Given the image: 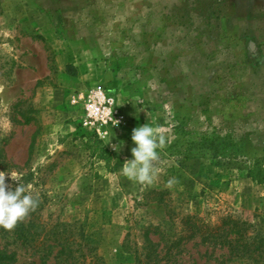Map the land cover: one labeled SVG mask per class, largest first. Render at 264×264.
<instances>
[{"label": "rangeland", "instance_id": "rangeland-1", "mask_svg": "<svg viewBox=\"0 0 264 264\" xmlns=\"http://www.w3.org/2000/svg\"><path fill=\"white\" fill-rule=\"evenodd\" d=\"M59 58L65 77L114 93L120 112L147 113L165 140L151 184L108 173L89 148L68 101L83 91H61ZM255 158L264 168V0H0V162L9 188L18 172L39 196L16 224L27 241L0 227L15 264H55L64 242L133 264L147 238L156 264H264ZM229 219L250 225L241 256L219 245Z\"/></svg>", "mask_w": 264, "mask_h": 264}, {"label": "trees", "instance_id": "trees-1", "mask_svg": "<svg viewBox=\"0 0 264 264\" xmlns=\"http://www.w3.org/2000/svg\"><path fill=\"white\" fill-rule=\"evenodd\" d=\"M91 134V133H90ZM93 137L91 142L92 151L97 153V158L99 161L104 163V167L108 173L116 174L122 171L124 160L117 157L110 150L105 148L101 141H98L96 137L91 134ZM200 142V141H199ZM207 140H201L200 143L195 144L196 147H199L201 151H205L204 148ZM31 146H29L28 152V160L31 155ZM245 145L242 143L240 146L235 149L236 152L240 153L243 151V147ZM0 170L1 171H9L10 167L7 164H3L0 162ZM248 178L254 184H262L264 183V168L262 167V160L260 158L253 159V165L248 170ZM226 224L230 227L226 232V235L221 243L222 248L229 249L230 246H234L238 248V252H240V256L246 251H249L248 241L247 239V231L250 225L244 224L243 222L226 220ZM247 226V227H246ZM13 233L18 240H22L23 242L27 241L28 237H32L28 230V228H24L23 225L15 226L13 228ZM224 233V232H223ZM146 246L143 249L144 252L136 255L134 258L133 264H156V245H154L148 238L146 239ZM58 251L54 257L55 264H106L101 256H99L95 250L89 244L84 243V251L79 252V255L76 256V251L70 250L68 244L65 242L62 244H58ZM252 253V252H251ZM17 261V254L14 251L8 250L6 247L0 246V264H15Z\"/></svg>", "mask_w": 264, "mask_h": 264}, {"label": "clouds", "instance_id": "clouds-1", "mask_svg": "<svg viewBox=\"0 0 264 264\" xmlns=\"http://www.w3.org/2000/svg\"><path fill=\"white\" fill-rule=\"evenodd\" d=\"M131 140L135 146L130 150L131 159H126L123 163L122 171L129 179L151 184L153 163L159 158L157 149L163 147L165 140L162 136L158 137L153 127L147 124L135 127L131 133ZM111 147L117 151L119 144H112ZM7 174L17 183L14 189L9 188L5 183V172H0V227L11 230L35 210L39 196L26 191L20 173Z\"/></svg>", "mask_w": 264, "mask_h": 264}, {"label": "built area", "instance_id": "built-area-1", "mask_svg": "<svg viewBox=\"0 0 264 264\" xmlns=\"http://www.w3.org/2000/svg\"><path fill=\"white\" fill-rule=\"evenodd\" d=\"M68 101L79 108L80 127L99 139L106 136L108 128L121 124L117 99L110 91L92 88L87 92L72 94Z\"/></svg>", "mask_w": 264, "mask_h": 264}, {"label": "crops", "instance_id": "crops-1", "mask_svg": "<svg viewBox=\"0 0 264 264\" xmlns=\"http://www.w3.org/2000/svg\"><path fill=\"white\" fill-rule=\"evenodd\" d=\"M59 61L60 62H58V68L60 69V77L62 78V80H64L66 77H69V80H67V82H68V84L70 83L67 86L61 87V91H65V89H73L75 87L76 88L73 89L74 91L80 90V91L84 92V91H87L88 89H90V88H84L85 85L82 84L83 78L79 79V78L74 77V75L65 77L63 75V72L65 71L66 65L68 63L63 62L64 60H62L61 58H59ZM68 62H70V61H68ZM79 81H80V83H79ZM146 114H147L146 112H143L140 108L134 107V105L127 106L124 104L122 106L121 114H120L121 115V124L117 127L108 128L106 130L107 136H105V139L109 143L107 145V147H109L111 150H113L111 145L112 144H119V149L117 151L128 150L129 148H132V145H134L132 140H131L132 130L135 127H138V126L143 125V124H147L150 126V124L147 123ZM122 146H124V147H122Z\"/></svg>", "mask_w": 264, "mask_h": 264}]
</instances>
